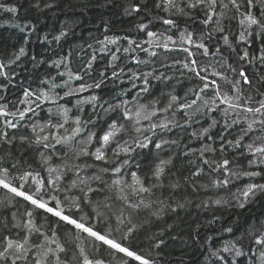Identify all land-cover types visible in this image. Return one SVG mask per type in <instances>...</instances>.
<instances>
[{"label": "snow or ice", "instance_id": "obj_1", "mask_svg": "<svg viewBox=\"0 0 264 264\" xmlns=\"http://www.w3.org/2000/svg\"><path fill=\"white\" fill-rule=\"evenodd\" d=\"M0 17V264H264V0Z\"/></svg>", "mask_w": 264, "mask_h": 264}, {"label": "trees", "instance_id": "obj_2", "mask_svg": "<svg viewBox=\"0 0 264 264\" xmlns=\"http://www.w3.org/2000/svg\"><path fill=\"white\" fill-rule=\"evenodd\" d=\"M6 17H0V19H4ZM15 32V30H10V29H7V28H0V41H3V42H7L8 41V38L10 36V34H13ZM180 256H179V252L178 251H174L171 253V259L173 261L179 259ZM167 259V257H166ZM185 259H188V257H185Z\"/></svg>", "mask_w": 264, "mask_h": 264}]
</instances>
